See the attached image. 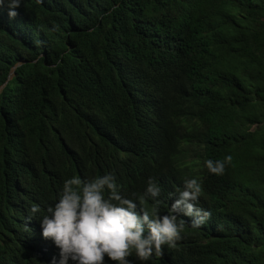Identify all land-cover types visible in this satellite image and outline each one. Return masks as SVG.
<instances>
[{
    "label": "trees",
    "instance_id": "16d2710c",
    "mask_svg": "<svg viewBox=\"0 0 264 264\" xmlns=\"http://www.w3.org/2000/svg\"><path fill=\"white\" fill-rule=\"evenodd\" d=\"M8 11L5 0L0 264H59L42 236L47 207L66 180L108 173L125 196L154 178L161 216L195 178L211 212L175 248L148 261L132 250L129 264H264V0H22ZM229 155L222 175L209 172Z\"/></svg>",
    "mask_w": 264,
    "mask_h": 264
},
{
    "label": "clouds",
    "instance_id": "9594fccd",
    "mask_svg": "<svg viewBox=\"0 0 264 264\" xmlns=\"http://www.w3.org/2000/svg\"><path fill=\"white\" fill-rule=\"evenodd\" d=\"M4 4L5 0H0V7ZM21 4L22 0H7L10 19L19 14ZM231 160L230 155L208 160L206 167L210 173L222 175ZM160 194L154 178L148 179L143 194L131 196L122 194L112 173L86 181L70 178L63 184L59 202L47 207L41 220L42 236L60 250L59 264H105L106 257L117 264H129L132 250L140 261H148L153 254H163L162 246L175 248L186 223L200 228L211 217L210 211L198 206L202 185L195 178L184 180L183 190L171 203L169 214L163 216L158 207ZM149 199L154 201L151 213L142 207ZM40 211L39 205L30 209L32 215Z\"/></svg>",
    "mask_w": 264,
    "mask_h": 264
}]
</instances>
